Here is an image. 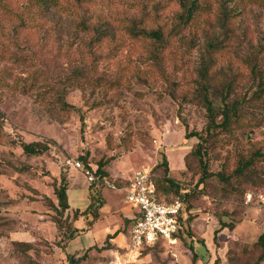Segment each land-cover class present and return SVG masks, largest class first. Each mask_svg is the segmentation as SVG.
Wrapping results in <instances>:
<instances>
[{
    "label": "rangeland",
    "instance_id": "1",
    "mask_svg": "<svg viewBox=\"0 0 264 264\" xmlns=\"http://www.w3.org/2000/svg\"><path fill=\"white\" fill-rule=\"evenodd\" d=\"M31 1L0 5V264H113L127 251L129 236L124 246L108 248L111 228L69 238L66 212L61 229L53 221L49 199H56L62 173L69 178V214L90 202V182L71 164L87 152L90 166L105 162L107 179L116 183L142 166L161 177L167 158V174L191 192L194 225L176 242L143 245L128 264H181L194 242L199 251L209 248L216 264H264L256 243L264 231V161L255 164L257 183L234 176L239 160L256 149L264 152V92L262 98L254 94L264 75V0H204L209 6L188 25L179 23V0H59L47 16L33 14L23 22L29 10L39 11ZM222 2L235 8L225 27ZM83 14L115 36L96 41L95 33L77 24ZM133 21L162 27L163 40L131 36L127 26ZM212 39L221 46L212 51L205 82L216 121L222 120L221 91L228 82L232 96L225 101L243 102L227 129L207 133L210 116L198 68ZM96 77L102 85L84 80ZM191 132L207 136L211 174L202 183L194 152L199 140L186 138ZM23 140L48 148L30 156ZM100 194L102 215L132 207L123 190L102 185ZM125 218L114 212L107 224L121 226L127 237L132 223Z\"/></svg>",
    "mask_w": 264,
    "mask_h": 264
},
{
    "label": "trees",
    "instance_id": "2",
    "mask_svg": "<svg viewBox=\"0 0 264 264\" xmlns=\"http://www.w3.org/2000/svg\"><path fill=\"white\" fill-rule=\"evenodd\" d=\"M78 1H85V0H78ZM32 5L38 6L39 11H35L36 13L32 12L28 14L29 17H26L23 19V22H26V20H30L34 15L40 14L42 16H47L48 13L51 10L52 6H57L59 4V0H32ZM180 7L182 8V11L178 13V19L179 23L182 25H188L193 20L197 19L200 12L203 11L205 8H207L209 5L204 0H179ZM0 5L5 6V2L3 0H0ZM235 8L234 7H228L224 2L221 3V20L224 23V27L228 23L229 17L233 16V13ZM32 13V15H31ZM90 16H87L85 14L82 15L81 19L78 20L77 24L81 26L82 30H85L86 32H93L96 34L97 40L101 41L102 38L112 36L114 37L115 34L110 31L109 29L103 27V26H95L92 25V23H89ZM139 23V24H138ZM127 31L131 36H138V35H145L148 37H152L158 41H162L164 38V32L162 30V27L160 28H151L148 29L146 26H143L140 24V22L133 21L131 24L127 26ZM220 42L221 40L212 39L208 42V51L207 56L203 57L199 68L198 73L201 77L202 83H200L201 93L203 95L204 102L206 104V108L208 111V114L210 116L209 124L207 126V133H209L213 127H222L223 129H227L229 125L232 123L233 117L239 115V107L241 106L243 102V98H235L232 101H225L229 99L232 96V89L229 82L227 83V86L224 87L221 91V95H224L226 99L224 100L223 106L221 107V115L222 120L220 122L216 121L215 118V105L210 97V89L206 85L207 82L205 80L208 78V75L210 73V68L212 65V60L215 56H212V51L215 49L216 51L220 48ZM224 45V44H223ZM92 71H95L93 67H91ZM258 64L254 63L252 67V71L257 72ZM79 76H84L85 72L78 70ZM75 78H77V74L75 71ZM260 80L258 81V89L255 91V95L257 98H262V93L264 92V75L260 74ZM84 80L87 81L90 85H102L103 79L102 77H96L94 79L91 78H85ZM264 100V99H263ZM65 106V105H64ZM191 136H196L198 138V143L196 146V149L194 152L196 155H198L199 163L202 168L201 176L199 178L198 183H202L210 176L211 172L209 171V163L206 159V149L204 148V140L207 139V136H204L203 134H199L196 132L186 133V138H190ZM20 145L23 149V152L27 155L33 156V155H39L45 152V150L48 148V145H44L40 141H21ZM87 155L80 156L81 160L84 162V164L92 169L90 164L87 161ZM257 160L264 161V152H262L259 149L254 150L248 158H242L239 160V163L234 171V176L243 177L245 178L246 182L249 183H257L254 180V176L257 174V169L255 168V164ZM163 164L166 169V173H164L163 176H157L154 175V180L157 185V190L161 198H163L165 201H172L175 198L179 197L185 205L186 211H187V218L183 221V227L180 230L179 236L182 233H185L189 227H191L192 222V209L189 205V198L191 195V192L181 185L180 182H178L175 178L171 177L167 174V171L170 170L169 168V161L167 158L164 159ZM105 162L100 161L98 163L97 167L95 168L94 175L95 180L90 182L88 187V192L90 196V202L89 204L82 210V209H76L72 216L69 214L68 210L71 207L69 197H68V187H69V178L67 175L63 174L61 175V180L58 186L54 189L56 199H49L50 205L49 208L53 212H55L54 222L57 224L58 229H61L63 226V223H65V219L63 220V214L66 212L65 218H69V223L71 224L72 228L69 229V238H74L76 236H79L85 232H87L93 223L100 218V209L104 205V199L102 195L100 194V187L103 185V180L107 179L108 173L104 169ZM220 174V173H219ZM222 177L230 179L229 177L225 176L223 173L221 174ZM122 183V182H121ZM80 217H83L85 220V225L82 227H78L74 224L75 221H77ZM126 221H130L132 224L135 222L136 218H125ZM227 226L225 222H223L220 226V229ZM217 231V230H216ZM118 230L115 231L112 234H108L104 241H109L110 244H108V248L114 247L115 244L111 242V239L114 238L118 234ZM159 243L157 241L155 244ZM256 243L260 246L262 249V255L261 258H264V231L260 233L258 236V239ZM17 245H23L25 247L31 246V243L28 241H16ZM154 244V245H155ZM96 246V245H95ZM191 250V257H192V264H196V260L199 256L194 250V247H190ZM213 263H215V259L213 258Z\"/></svg>",
    "mask_w": 264,
    "mask_h": 264
},
{
    "label": "built area",
    "instance_id": "3",
    "mask_svg": "<svg viewBox=\"0 0 264 264\" xmlns=\"http://www.w3.org/2000/svg\"><path fill=\"white\" fill-rule=\"evenodd\" d=\"M71 164L80 170L89 182L95 180V168H88L83 161L75 160ZM103 185L123 190L127 201L137 209L135 222L129 233V244L124 254H117L113 264H128L129 258L136 256L143 245H154L157 241L176 242L179 239L183 221L187 218L184 202L179 198L165 201L160 197L154 175L150 167H139L127 181L116 183L109 179Z\"/></svg>",
    "mask_w": 264,
    "mask_h": 264
},
{
    "label": "crops",
    "instance_id": "4",
    "mask_svg": "<svg viewBox=\"0 0 264 264\" xmlns=\"http://www.w3.org/2000/svg\"><path fill=\"white\" fill-rule=\"evenodd\" d=\"M70 186H71V180H70ZM71 204V203H70ZM105 205V204H104ZM103 207V206H102ZM101 207V208H102ZM70 209H72V206L70 207ZM77 208H75V210H76ZM83 210V209H82ZM122 212L123 213V215L125 216V217H127V218H134L135 217V215H136V213H137V209L136 208H133V207H128V206H122V207H119V208H116V210H114V212ZM114 212H111V216H112V213L114 214ZM111 216H108L107 214L106 215H102V213H101V209H100V218L98 219V220H96L94 223H93V225L91 226V228L87 231V232H85V233H83V234H88L89 232L90 233H95L97 230H98V233L100 232L101 234H103L102 233V228H105V227H107L108 229L109 228H111L113 231H109V232H107L105 235L107 236L108 234H112V233H114L115 231H119L118 232V234L114 237V238H112L111 239V242L113 243V244H115V245H119V246H124L125 244H126V242L128 241V236H129V234L127 235V237L125 236V232H123V231H121V226L120 227H117V228H115L113 225H111V226H108L109 224H107V221H110L109 220V218L111 217ZM198 218H195V220H197ZM85 225V224H84ZM83 225V226H84ZM194 224L193 223H191V226H193ZM82 227V226H81ZM131 227H132V225H131ZM130 230H131V228H130ZM130 230H129V233H130ZM215 230V229H214ZM214 237V236H213ZM192 238H195V237H192ZM93 242H95V240L93 241ZM93 242L92 243H90L89 245H92L93 244ZM125 242V244H123V245H121L122 243H124ZM96 244V243H95ZM197 243L196 242H194V245H193V247H194V250H195V252L197 253V254H199V256H198V258H197V260H196V264H214L213 263V255L211 254L212 252H211V250L209 249V248H204L202 251H199L198 249H197ZM209 253L208 255H207V253H206V251ZM192 253V252H191ZM182 262H184V264H192V257H191V255L189 256H185V257H183L182 259H181V264H182Z\"/></svg>",
    "mask_w": 264,
    "mask_h": 264
}]
</instances>
